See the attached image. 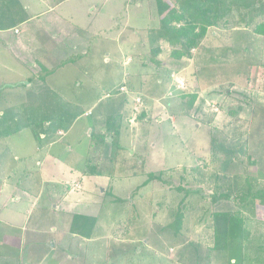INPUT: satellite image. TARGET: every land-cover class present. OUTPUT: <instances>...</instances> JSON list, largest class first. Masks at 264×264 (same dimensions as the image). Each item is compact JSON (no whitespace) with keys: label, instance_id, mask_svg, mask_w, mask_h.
Wrapping results in <instances>:
<instances>
[{"label":"rangeland","instance_id":"1","mask_svg":"<svg viewBox=\"0 0 264 264\" xmlns=\"http://www.w3.org/2000/svg\"><path fill=\"white\" fill-rule=\"evenodd\" d=\"M18 1L34 18L17 27L18 35L0 31V63L5 66H0V107L24 112L19 104L10 105L20 102V90L12 97L4 91L9 86L23 89L18 84L26 83L30 71L19 65L17 51L9 54L10 46L23 41L32 59L44 52L39 34L60 32L63 42L58 45L67 46L72 59L63 57L55 65L47 64L46 57L40 61L49 74L45 84L55 87L75 116L65 124L64 140L50 147L47 142L37 147L32 128L0 138V165L11 169L0 189V229L18 245L15 258L14 249L3 244L4 235L0 264H110L114 260H105L106 246L127 242L129 236L134 252L120 259H134L131 264H171L167 256L173 264H264V210L241 206L235 197L248 188L264 189V32L255 30L264 23V12H256L249 23L246 11L234 10L233 24L208 29L189 59L173 60L162 43L156 58L160 65L155 66L146 34L158 26V3L177 0H66L52 13L48 9L54 0ZM178 82L183 84L179 88ZM191 93L196 98L189 107ZM20 113L17 121L0 119V129L20 126L25 117ZM107 119L116 134L104 128ZM92 131L106 137L95 152ZM55 134L58 139L64 132ZM90 157L102 167L101 175L85 176L101 182L92 189L100 221L93 231L92 238L99 237L95 248L80 236L65 235L69 215L54 208L60 192L78 190L81 179L85 184L78 194L90 199L84 191H90L88 181L81 178ZM158 172L160 181L145 183L148 174ZM179 186L201 189L206 199L187 201L180 225L174 213ZM220 192L228 193L230 201L210 203L208 195ZM221 208L240 211L244 227L216 238V224L223 221L227 227L230 221L215 216ZM146 244L153 249L147 252ZM86 254L95 262L87 261Z\"/></svg>","mask_w":264,"mask_h":264},{"label":"trees","instance_id":"2","mask_svg":"<svg viewBox=\"0 0 264 264\" xmlns=\"http://www.w3.org/2000/svg\"><path fill=\"white\" fill-rule=\"evenodd\" d=\"M234 10L236 12H241V10L246 11L247 18L244 20L245 22L250 23L252 22V18L256 12H264V3L263 0H177L170 5L166 2H163L162 4L158 3V26L156 28L149 29L146 34L147 44L150 47L151 53L150 62L155 66L160 65L156 61V58L162 53V43L166 44L170 49V57L173 60L178 61L191 58L190 52L202 45L208 29L219 25L227 27V25L233 24V21L230 18L233 16L232 14ZM27 19L28 15L26 10L18 0H0V31L15 29L20 24L25 23ZM255 30H257V32H264V23L259 24ZM44 73L47 72H40L37 77L43 80L44 77H42V75ZM44 76H46V74H44ZM195 98L196 94L191 93L187 102L189 107L193 105ZM20 114L25 116L23 117L24 120L22 124L20 126L17 125V127L13 130H8L6 128L2 130L0 129V138L8 137L12 133L20 132L26 128H32L35 139L39 141V137L35 133L36 126H32L29 122L26 110L24 109V112H21ZM16 117L18 116H15V118ZM110 122L111 119H107L105 124L106 126H104V128L106 131H112L116 134L117 128L115 126H107ZM104 143H106L105 135H99L93 131L91 132L90 147H92V145L95 146L93 152L97 151ZM89 159L87 158L85 168L82 170V176L101 175L100 168L102 167L98 166V169L91 157ZM160 176V172L156 174L150 173L148 174V179L145 183H148L149 180H159L161 178ZM243 185L244 184H242V186ZM175 190L179 194L178 209L174 212L175 221H179L178 224L180 225L184 215L183 212L187 210V206L189 207V204H192L191 199H194L196 202L205 201L206 199L204 198L205 194L201 192V189H185L179 186ZM208 196L210 203H219V201L226 202L231 199L228 193L225 192L212 193ZM235 197L241 206H248L250 210H253L254 207L261 206L264 210V189L251 191L248 188L245 192L242 191L241 193H237V195L235 194ZM189 200L190 203L186 205ZM215 213L212 214L214 215ZM218 213L219 214L215 216L225 217L230 221L229 224H227V227H223L221 225V222L223 223V221L216 224L215 230L213 229L216 233V238L221 234L228 235L229 233L233 234L235 231H239L238 225L244 227V219L240 211L223 212L221 208V211ZM213 215H210V217L214 218ZM72 220L73 222L71 224V228L69 229L70 232L84 239L91 238L93 228L95 227L97 221L96 217L91 218L74 215ZM245 234L248 235L247 230ZM234 264H236V262Z\"/></svg>","mask_w":264,"mask_h":264},{"label":"crops","instance_id":"3","mask_svg":"<svg viewBox=\"0 0 264 264\" xmlns=\"http://www.w3.org/2000/svg\"><path fill=\"white\" fill-rule=\"evenodd\" d=\"M43 1L48 3L50 0H43ZM65 1L66 0H54V5L53 6L50 5L51 7L48 9V13H52L56 7H58L59 5L64 3ZM23 7H24V5H23ZM24 9H25V7H24ZM25 10L27 12V10H28L27 7ZM27 15H28V19L25 23L31 22V20L34 18V17H30V15L28 13H27ZM49 22H50V20H49ZM37 29H39L38 33L42 32L41 31L42 27L37 28ZM148 29H150V28H148ZM6 31H13L14 35L20 34V32L18 31L17 28L11 29V30H6ZM6 31H4V32H6ZM4 32H0V34L4 33ZM62 35H63V33L60 34V32L58 34H54V36H53V34H52V36L49 34L41 36L39 34V37H38V38H40L39 44L42 47V50L44 49L43 50L44 52L41 53L40 55L36 54L35 56L32 57V59H31L29 51H28L29 47H26L23 44L24 43L23 41L22 42L19 41V43H17L16 46L11 45L10 49H9V54H10V52L17 51V57L16 56L15 57L17 58L18 62H20L19 65H21L23 67L27 66L30 69V71H29V76L25 80L26 83L18 84V85H22L24 87L23 89L19 86L18 87H10L9 86L8 89H4V91L9 90L8 92H10V93L8 94L9 95L8 97H12V96H17V94L13 93L14 91L16 92V91L20 90V93L18 94V95H20V102L19 103H10V105L11 106L15 105L18 107V104H19L20 107H22L26 110L29 122L31 123L32 126H34V127L36 126L35 127V133L39 137V141L36 140V143H37L36 145L39 149L46 147L44 145V142H47L48 147H50L55 142H58L60 140L63 141L65 136L67 135L66 133L68 131L67 129L64 130V128H66L65 124L68 122V119H72L75 116V113H73L74 111L72 112L71 107L60 101L61 98L54 91V90H56L55 87L45 84V77L49 74L44 76L43 80H41L37 77L40 74V72H47L48 71L47 67L45 65V62L42 63L40 61L41 58L46 57L47 64H50V65H55L56 63H59L60 60L58 61V59L62 60L63 57H65L64 61H68L69 58L72 59L74 54L70 53V55H69V53L65 51V50H67L66 49L67 46H65L62 43H60L61 45H58L59 42H63L62 41L63 40ZM145 39L147 40V37ZM48 41L52 45L47 48L44 46V44L47 43ZM69 48H71V47H69ZM148 48L150 50L149 46H148ZM59 50L61 52H58ZM48 60H49V62H48ZM2 65L3 64L0 63V66H2ZM2 67H5V66H2ZM3 69H5V68H3ZM121 87H125V86L122 85V86H120V88ZM21 93H22V95H21ZM171 95H172V93H171ZM124 96L125 95H121L122 98ZM9 102H12V101H9ZM118 107H120V105ZM6 109H8V108L0 107V119H1V121H3V120L17 121L18 119H17V117L15 118V116L19 115V113H20L19 110H17L16 108H14V109L12 108L13 111L9 110V109L6 110ZM88 112L89 111H87L86 113H88ZM52 122H54V124ZM60 130H62L64 132V135L57 139V137L55 136L56 135L55 133L57 131H60ZM49 156L50 155L48 153L45 154L44 155L45 158L42 160V163L46 162L45 160ZM14 160H16V156H14ZM36 163L39 166H41V164H42L41 162H38V161ZM55 163H58V161H56ZM5 168H6V166L0 167V189L4 185V182L6 181V179H4V177L5 176L8 177L7 171L11 170L9 168H6V169ZM14 173H15V171H14ZM24 173L22 172L21 174L23 175ZM81 178H84L88 181V185L90 186V191L89 190H84V191H86V193L90 195V199L89 200L83 199L82 196L80 198V196L78 194L79 191L83 190V186L85 184V183H83V180L81 179V180H79L80 182H79L78 190H76V191L69 190V191H65V192L62 190V192H60V193H62L61 197L59 198V200L57 201L58 203H56L55 207H54V208H56L55 211H59V212H62L64 214L69 215L67 224L65 225L66 229H65L64 234L67 236H70V237L73 235H76V234L69 231V229L71 228V224L73 222L72 217L74 215L91 217V218L97 217L96 218V220H97L96 225L93 228V231H94V229H98V226L100 225V221H98L99 211L97 208V207H99V205L96 202V196H94L95 194H94V191L92 189L94 187H98V184H100L101 182L99 181V179H97V177H94V178H96V179H94L92 177L87 178L85 176H81ZM78 179L75 178V181L73 183L78 181ZM44 182L45 181H41L42 184ZM13 198H14V193L11 194L6 200H3L4 201L3 206H6V203L9 202V200H12ZM17 200L18 199L16 198L15 201L17 202ZM80 208H81V213L77 212L78 209H80ZM0 225H1V222H0ZM4 226L6 227V225H4ZM93 231H92L91 238H89V239L83 238V240H87L86 242H91L93 248H95L98 246L97 241L95 242V240H98L99 237L92 238L94 235ZM7 233L8 232L6 230L0 229V242L2 241V238L5 235V241L3 244L10 245L14 249V251H11L13 254L11 256H13V257L18 256L17 252H16L17 246H18L16 243L17 242L16 238L14 239L13 236H11V237L7 236ZM102 239H103V237H102ZM124 239H126L127 242L125 240H122V241H120V240L116 241L115 240V241H110L109 244L106 246L107 255L105 257V260H106V258L111 259L112 261L114 260L110 264H115V263L116 264H131L134 261V259L131 261L130 260L131 258L128 260H124L123 258L120 259L122 256H124V254L125 255L127 253L133 254V252H134V251L130 250L131 242L129 241V239H132V236H129V237L124 238ZM0 245H2V244H0ZM54 247H55V245H53L50 248L53 249ZM143 248H145L147 252L153 249V247L150 244H146V246L144 245ZM90 249L91 248H89L87 251H89ZM104 249L105 248L103 247V250ZM147 252H146V255H147V257H149V254ZM4 253H6V252H4ZM50 254L51 253L44 254L45 260L48 258V256ZM137 254L139 255L140 252L138 251ZM38 255L36 257H38ZM143 255L146 256L144 253H143ZM85 256L86 257H84V258L87 259V261L91 262V260H92V262H95L94 259H90V256L87 257V254ZM53 257L55 259H57L56 256H53ZM162 257L166 258V256H162ZM96 259H97V257H96ZM167 259H168L169 263H171V264L174 263L172 261V259L169 260L168 256H167ZM3 260H4V258H3ZM129 260H130V262H129ZM28 262H29V260H28ZM102 264H104V262Z\"/></svg>","mask_w":264,"mask_h":264},{"label":"built area","instance_id":"4","mask_svg":"<svg viewBox=\"0 0 264 264\" xmlns=\"http://www.w3.org/2000/svg\"><path fill=\"white\" fill-rule=\"evenodd\" d=\"M179 84H180V85H183V84H181V83L178 82V88H179ZM180 87H181V86H180ZM120 90L123 91V87H121Z\"/></svg>","mask_w":264,"mask_h":264}]
</instances>
